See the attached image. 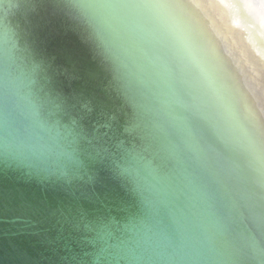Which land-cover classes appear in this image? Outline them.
<instances>
[{
	"label": "water",
	"instance_id": "water-1",
	"mask_svg": "<svg viewBox=\"0 0 264 264\" xmlns=\"http://www.w3.org/2000/svg\"><path fill=\"white\" fill-rule=\"evenodd\" d=\"M0 264H264V89L204 0H0Z\"/></svg>",
	"mask_w": 264,
	"mask_h": 264
},
{
	"label": "bare ground",
	"instance_id": "bare-ground-1",
	"mask_svg": "<svg viewBox=\"0 0 264 264\" xmlns=\"http://www.w3.org/2000/svg\"><path fill=\"white\" fill-rule=\"evenodd\" d=\"M204 1L264 89V75L253 64L255 57L264 66V0Z\"/></svg>",
	"mask_w": 264,
	"mask_h": 264
},
{
	"label": "rangeland",
	"instance_id": "rangeland-1",
	"mask_svg": "<svg viewBox=\"0 0 264 264\" xmlns=\"http://www.w3.org/2000/svg\"><path fill=\"white\" fill-rule=\"evenodd\" d=\"M256 2V1H255Z\"/></svg>",
	"mask_w": 264,
	"mask_h": 264
}]
</instances>
